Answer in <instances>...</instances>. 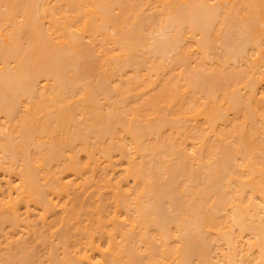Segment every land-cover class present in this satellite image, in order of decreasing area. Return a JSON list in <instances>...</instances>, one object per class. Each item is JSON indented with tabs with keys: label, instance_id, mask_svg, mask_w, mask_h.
Returning a JSON list of instances; mask_svg holds the SVG:
<instances>
[{
	"label": "bare ground",
	"instance_id": "obj_1",
	"mask_svg": "<svg viewBox=\"0 0 264 264\" xmlns=\"http://www.w3.org/2000/svg\"><path fill=\"white\" fill-rule=\"evenodd\" d=\"M0 264H264V0H0Z\"/></svg>",
	"mask_w": 264,
	"mask_h": 264
}]
</instances>
